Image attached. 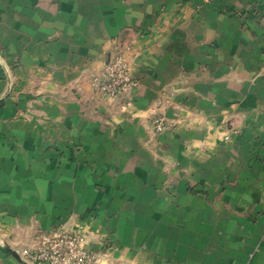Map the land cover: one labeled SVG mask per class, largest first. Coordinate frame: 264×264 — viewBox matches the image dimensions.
I'll return each mask as SVG.
<instances>
[{
  "label": "crops",
  "instance_id": "1",
  "mask_svg": "<svg viewBox=\"0 0 264 264\" xmlns=\"http://www.w3.org/2000/svg\"><path fill=\"white\" fill-rule=\"evenodd\" d=\"M118 49L128 107L87 80ZM63 229L101 264H264V0H0V240Z\"/></svg>",
  "mask_w": 264,
  "mask_h": 264
},
{
  "label": "built area",
  "instance_id": "2",
  "mask_svg": "<svg viewBox=\"0 0 264 264\" xmlns=\"http://www.w3.org/2000/svg\"><path fill=\"white\" fill-rule=\"evenodd\" d=\"M87 80L99 94L112 99L123 97L124 107L130 105V98L138 86L122 49L116 50L112 60ZM151 121L156 132L165 129V119L159 110L154 112ZM16 250L28 264H101L102 258V254L89 248L82 234L64 229L38 232L29 246Z\"/></svg>",
  "mask_w": 264,
  "mask_h": 264
},
{
  "label": "water",
  "instance_id": "3",
  "mask_svg": "<svg viewBox=\"0 0 264 264\" xmlns=\"http://www.w3.org/2000/svg\"><path fill=\"white\" fill-rule=\"evenodd\" d=\"M65 231H67L65 229ZM0 246H2L4 249H6L13 258H15L20 264H28L26 261L22 259L20 254L17 252L15 248H13L10 244L0 240Z\"/></svg>",
  "mask_w": 264,
  "mask_h": 264
},
{
  "label": "rangeland",
  "instance_id": "4",
  "mask_svg": "<svg viewBox=\"0 0 264 264\" xmlns=\"http://www.w3.org/2000/svg\"><path fill=\"white\" fill-rule=\"evenodd\" d=\"M227 139V138H226Z\"/></svg>",
  "mask_w": 264,
  "mask_h": 264
}]
</instances>
